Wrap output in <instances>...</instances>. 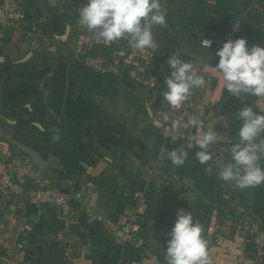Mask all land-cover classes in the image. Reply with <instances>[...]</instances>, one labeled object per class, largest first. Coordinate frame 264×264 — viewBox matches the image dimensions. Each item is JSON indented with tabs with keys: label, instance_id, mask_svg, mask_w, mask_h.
Here are the masks:
<instances>
[{
	"label": "crops",
	"instance_id": "1",
	"mask_svg": "<svg viewBox=\"0 0 264 264\" xmlns=\"http://www.w3.org/2000/svg\"><path fill=\"white\" fill-rule=\"evenodd\" d=\"M21 1L26 6L24 22L18 28L0 26V39L6 38L0 41V171L5 158L27 155L43 184L77 192L79 198L71 196L65 206L48 212L25 199L0 197V246L11 261L153 264L156 256L166 264V234L176 211L185 209L203 227L211 264H256L251 236L264 231V184L251 187L247 212L244 188L217 178V165L231 160L228 149L237 140L232 137L235 113L230 105L223 112L215 108L224 90L216 61L209 63L201 54L192 57L190 63L205 84L191 90L177 119L180 127L189 117L204 119V131L218 134L208 149L213 156L209 173L208 165L195 157L198 147L179 139L163 141L157 131L150 132L149 149L145 146L147 132L156 128L153 115L165 113L168 106L162 95L170 70L161 67L145 81L136 60L130 69L91 71L79 62L83 39L74 27L78 18L72 24L60 18L70 2ZM209 21L215 24L217 19L210 14ZM61 64L67 76L58 112L51 91ZM256 105L264 114V97H257ZM179 146L188 151V158L176 167L166 153ZM152 162L161 180L149 182L140 226L144 246L124 260L125 244L111 212L129 196L134 182H145L144 169ZM260 163L264 167V157Z\"/></svg>",
	"mask_w": 264,
	"mask_h": 264
},
{
	"label": "clouds",
	"instance_id": "2",
	"mask_svg": "<svg viewBox=\"0 0 264 264\" xmlns=\"http://www.w3.org/2000/svg\"><path fill=\"white\" fill-rule=\"evenodd\" d=\"M166 15L160 0H87L79 9L78 23L105 44L126 38L133 49L144 51L158 48L152 29L154 25L165 26ZM211 44V40H202L205 48ZM215 56L218 62L214 69L222 75L224 89L233 97H264V47L249 46L245 38L238 37L223 42ZM167 64L170 74L163 81L167 90L162 99L172 108L179 109L193 88L204 86L205 79L177 53L169 56ZM236 118L241 122L237 142L231 143L228 149L231 160L217 165V178L239 188L262 185L264 167L260 161L264 157V114L245 106L237 111ZM196 123L195 117H189L183 126L189 128ZM179 125L180 121L176 120L171 127ZM217 140L218 134L211 129L195 136V144L200 149L195 157L201 165H208L205 171L209 173L213 169L208 162L213 156L208 149ZM187 158L188 151L182 146L166 153V159L176 167L183 166ZM175 215L166 234V264H211L207 241L202 237V225L194 222L192 213L185 209H178Z\"/></svg>",
	"mask_w": 264,
	"mask_h": 264
},
{
	"label": "trees",
	"instance_id": "3",
	"mask_svg": "<svg viewBox=\"0 0 264 264\" xmlns=\"http://www.w3.org/2000/svg\"><path fill=\"white\" fill-rule=\"evenodd\" d=\"M160 2L167 13L166 25L157 26L160 30L165 31V36L167 35L170 41L172 39L173 41L166 43V45L162 44L164 48L158 45L157 49L150 51L148 57L149 66H159L160 61L162 63L166 61L163 63L164 67L169 68L167 59L163 58V53L167 54L168 51H176L177 49H174V45L184 46L187 49L192 48L191 51H197L195 55L208 56L207 61L209 63H215L214 61L217 63L218 58L215 56V52L222 46V43L225 42L224 38L231 33L234 27L236 32L232 34L231 39L243 37L247 40L249 46L255 44L264 47V0H215L213 4L208 3L206 0H160ZM72 7L71 3H67L63 7L66 13L60 14V18L70 24L74 23L76 16L75 13L74 15L69 14V10ZM210 14L216 17L217 22L215 24L210 23ZM202 38L212 41L210 48L200 45ZM5 39H0V41ZM130 67L132 66L126 69H130ZM74 68L76 67H71V69ZM256 99L257 97L251 95H243L240 98L233 97L226 89L223 90L221 102L215 108L218 112H223L227 108V105H230L234 111V123L232 125L233 139L237 140L236 137L241 122L236 118V113L241 107L251 106L254 111L263 114L256 105ZM149 186L150 183L145 184L142 181L134 182L129 196L123 201L117 202L118 204L112 210L111 217L113 220L116 221L123 208L131 203L134 191L145 188V198H147ZM45 208H47L48 212L52 210L51 207L46 206ZM143 216L141 215L139 218L140 226H142ZM135 250L128 244H125L123 251L124 260L127 254L133 253ZM132 258L133 256L129 260L132 261ZM0 264L20 263L12 262L6 248L0 246Z\"/></svg>",
	"mask_w": 264,
	"mask_h": 264
},
{
	"label": "built area",
	"instance_id": "4",
	"mask_svg": "<svg viewBox=\"0 0 264 264\" xmlns=\"http://www.w3.org/2000/svg\"><path fill=\"white\" fill-rule=\"evenodd\" d=\"M26 6L21 0H1L0 1V26L4 28H18L25 20ZM35 30L31 31L33 34ZM236 32L235 27L227 35L224 40L231 39L233 33ZM40 33V32H39ZM43 40L45 38L43 37ZM202 40H210L202 38ZM210 48V47H209ZM80 64L94 72H108L114 70L112 66L105 65L97 59H82ZM183 102L179 109L167 106L165 113H157L152 117V121L156 125V131L163 141L179 139L182 143L197 147L195 144V136L200 132H204V119H196V125L185 128H172V122L176 121L184 109ZM165 115L168 119L165 120ZM261 164V163H260ZM262 166V165H261ZM144 183L147 184L151 180H161V173L158 165L152 162L144 169L142 175ZM79 198L77 192L66 193L55 186L43 184L36 173V169L31 159L24 154L11 155L4 160V165L0 171V197L4 201H10L14 198L25 199L30 202L36 210L43 207H53L59 209L68 203L70 197ZM145 188L138 189L133 192L131 203L124 207L117 220L115 226L121 234L124 244H128L134 249H141L144 241L141 236V228L139 218L146 210ZM29 229V226H26ZM251 242L254 248V261L256 264L264 263V231L258 229L251 236ZM153 264H164L159 261L156 256H152Z\"/></svg>",
	"mask_w": 264,
	"mask_h": 264
},
{
	"label": "rangeland",
	"instance_id": "5",
	"mask_svg": "<svg viewBox=\"0 0 264 264\" xmlns=\"http://www.w3.org/2000/svg\"><path fill=\"white\" fill-rule=\"evenodd\" d=\"M68 2L72 3L73 7L69 10V14H76V18L79 20L78 12L79 9L87 3V0H68ZM78 20H76L77 32L83 39V46L81 55H83L84 59H97L101 62H104L107 66H120L121 68L126 69L131 66L134 60H137V67L141 68V75L143 77V81L149 80V76L152 73H156L159 71L161 67L166 70H170L168 67H164V64L160 61L159 66H149V54L152 49H145L144 51H138L133 49L126 38H121L120 40L114 41L110 44H105L102 39H99L97 35L93 32L88 31L85 27L79 25ZM156 42L164 48L166 43H171L173 39L170 41L167 35L165 36V31L160 30L157 25L152 29ZM167 34V33H166ZM164 44V45H162ZM174 49L176 51H168L167 54L163 53L165 59H168L169 56L173 53L179 54V58L185 62H190L192 57L196 54L197 51H191V49L184 48V46H176L174 45ZM166 51V50H165ZM162 55V54H161ZM159 55L161 58L162 56ZM131 57V58H128ZM158 57V56H157ZM161 58V59H163ZM124 59H128L129 62H125ZM133 60V61H132ZM111 61V62H109ZM125 63V66H122ZM153 65V64H152ZM133 67V65H132ZM147 77V78H146Z\"/></svg>",
	"mask_w": 264,
	"mask_h": 264
},
{
	"label": "water",
	"instance_id": "6",
	"mask_svg": "<svg viewBox=\"0 0 264 264\" xmlns=\"http://www.w3.org/2000/svg\"><path fill=\"white\" fill-rule=\"evenodd\" d=\"M66 76L67 74H66L65 65L61 64L54 72L52 78V91H51L52 106L58 112L62 108L65 85H66ZM154 131H156V128H153L147 132L146 142H145V146L147 147V149H149L150 147V132H154ZM250 190L251 187H246L242 189V194L244 195L247 212L250 206V197H251Z\"/></svg>",
	"mask_w": 264,
	"mask_h": 264
}]
</instances>
